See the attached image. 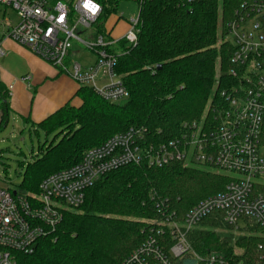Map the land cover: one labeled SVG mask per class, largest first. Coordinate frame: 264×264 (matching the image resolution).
Returning <instances> with one entry per match:
<instances>
[{
    "label": "trees",
    "instance_id": "obj_1",
    "mask_svg": "<svg viewBox=\"0 0 264 264\" xmlns=\"http://www.w3.org/2000/svg\"><path fill=\"white\" fill-rule=\"evenodd\" d=\"M96 1L103 7L96 30L105 35L120 0ZM138 1L137 45L130 46L123 38L110 48L118 55L116 72L129 99L112 104L81 87L80 107L68 104L34 125L48 135L59 134L41 147L43 156L27 166L25 194H38L46 177L78 164L89 149L116 134L141 129L153 142H168L183 134L185 124L210 119L219 105H226L221 93L237 84L230 73L234 48L226 37L227 26L240 5L251 0ZM0 111L1 132L11 115L8 91L1 83ZM229 181L221 174L178 163L124 167L87 190L84 204L67 211L55 231L39 240L36 252L19 255L18 262L121 264L150 237H162L152 232L160 221L157 201L183 221L194 206L222 192ZM215 220L207 218L203 229L190 235L195 251L233 256L238 247L245 249L239 259L254 257L262 240L260 230L250 228L256 235L235 238ZM219 227L231 233L216 232Z\"/></svg>",
    "mask_w": 264,
    "mask_h": 264
},
{
    "label": "built area",
    "instance_id": "obj_2",
    "mask_svg": "<svg viewBox=\"0 0 264 264\" xmlns=\"http://www.w3.org/2000/svg\"><path fill=\"white\" fill-rule=\"evenodd\" d=\"M102 12L96 0H0V60L6 54L3 43L10 40L103 100L123 103L130 94L116 72L118 55L110 52L116 42L107 31L96 30ZM138 21H131L124 37L130 46L138 43ZM226 37L234 48L230 73L237 84L223 90L226 105H219L210 119L185 124L183 134L168 142H153L141 129L116 134L89 149L78 164L46 177L38 194L14 195L0 187V264H19V255L34 254L39 240L55 231L67 211L78 210L100 179L131 165L175 163L209 166L238 178L230 177L222 192L199 202L183 221L157 201L160 221L152 232L162 237H150L121 264H264V0L243 2ZM76 45L96 55L93 65L74 60ZM209 217L235 237L250 228L260 230L254 257L239 259L245 249L238 247L233 256L195 251L190 235Z\"/></svg>",
    "mask_w": 264,
    "mask_h": 264
},
{
    "label": "rangeland",
    "instance_id": "obj_3",
    "mask_svg": "<svg viewBox=\"0 0 264 264\" xmlns=\"http://www.w3.org/2000/svg\"><path fill=\"white\" fill-rule=\"evenodd\" d=\"M139 15L140 4L138 0H120L116 15L110 17L106 26L110 27L112 25L111 23L119 18V23L113 31V38L121 40L130 30L131 21L133 19H138ZM11 18L13 21L16 20L15 13L11 14ZM107 33L109 34V31H107ZM82 37L86 39L88 34L84 33ZM108 38L111 39L110 34ZM79 47L81 48L80 52H78ZM73 58L85 67L93 65L96 61V55L85 50L81 45H76ZM27 66L28 60L26 57L15 51H10L5 59L0 60V71H6L13 76H20L22 73L26 72ZM1 114L0 111V115ZM58 134L59 133L56 132L48 135L37 126L26 124L18 115L11 113L9 124L0 132V187L9 188L12 191L25 194V192L22 191V185L27 166L36 161L37 158L43 156V149H41V147L45 144H50ZM195 167L202 171L216 173L215 169L209 166ZM221 175L227 178H238L235 174L230 175L224 172H221ZM216 232L223 234L231 233L221 227L217 228ZM249 234L253 235L255 233L250 229L243 232V236Z\"/></svg>",
    "mask_w": 264,
    "mask_h": 264
},
{
    "label": "crops",
    "instance_id": "obj_4",
    "mask_svg": "<svg viewBox=\"0 0 264 264\" xmlns=\"http://www.w3.org/2000/svg\"><path fill=\"white\" fill-rule=\"evenodd\" d=\"M119 20L113 21L110 27L105 26L114 42L118 41L113 38V31ZM3 46L6 51L3 59L10 51H15L28 60L27 71L20 76L0 71L2 87L12 94L9 97L11 113L18 115L26 124L38 125L68 104L76 108L81 106L82 101L77 96L81 87L74 80L10 40Z\"/></svg>",
    "mask_w": 264,
    "mask_h": 264
},
{
    "label": "water",
    "instance_id": "obj_5",
    "mask_svg": "<svg viewBox=\"0 0 264 264\" xmlns=\"http://www.w3.org/2000/svg\"><path fill=\"white\" fill-rule=\"evenodd\" d=\"M14 195H16L17 194V192L16 191H14V193H13Z\"/></svg>",
    "mask_w": 264,
    "mask_h": 264
}]
</instances>
